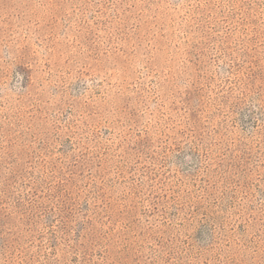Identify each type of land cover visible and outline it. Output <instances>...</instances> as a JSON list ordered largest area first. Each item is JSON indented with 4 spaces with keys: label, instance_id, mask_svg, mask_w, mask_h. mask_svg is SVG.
Segmentation results:
<instances>
[{
    "label": "rangeland",
    "instance_id": "rangeland-1",
    "mask_svg": "<svg viewBox=\"0 0 264 264\" xmlns=\"http://www.w3.org/2000/svg\"><path fill=\"white\" fill-rule=\"evenodd\" d=\"M0 264H264V0H0Z\"/></svg>",
    "mask_w": 264,
    "mask_h": 264
}]
</instances>
